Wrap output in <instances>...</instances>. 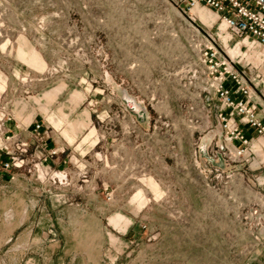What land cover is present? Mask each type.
Wrapping results in <instances>:
<instances>
[{"label": "rangeland", "instance_id": "obj_1", "mask_svg": "<svg viewBox=\"0 0 264 264\" xmlns=\"http://www.w3.org/2000/svg\"><path fill=\"white\" fill-rule=\"evenodd\" d=\"M203 8L215 16L210 22L204 13L181 16L168 0H0V133L16 125L30 131L40 123L35 113H45L76 156H85L74 157L77 171L102 174L93 189L105 186L112 195L90 213L74 211L66 196L62 214L44 216L46 229L35 232L61 239L66 254L80 255L75 264H247L251 227L262 220L252 210L264 199L246 179L249 163L228 166L197 149L203 135L191 91L190 31L214 37L236 66L259 44L234 36ZM33 51L45 70L29 64ZM123 89L148 108L147 117L125 104ZM41 138L37 154L29 144L19 173L52 174L47 162L32 168L53 151L42 152ZM12 202L0 198V264H21L23 251L9 252L12 233L39 219L28 216L25 201L15 209ZM117 214L126 218L119 226L110 222Z\"/></svg>", "mask_w": 264, "mask_h": 264}, {"label": "built area", "instance_id": "obj_2", "mask_svg": "<svg viewBox=\"0 0 264 264\" xmlns=\"http://www.w3.org/2000/svg\"><path fill=\"white\" fill-rule=\"evenodd\" d=\"M168 1L181 16L189 18L198 5L206 7L214 12L231 34L236 37L248 35L259 45L264 46V0ZM190 32V43L195 53L192 56L194 60L190 62L194 65L190 72L196 80L191 91L194 106L197 107L195 121L199 126L198 132L204 136L216 124L220 129L219 134L214 135L204 146L201 145L202 136L197 143V149L213 160L222 158L228 166L233 162L248 164L253 157L251 147L253 137L264 135V103L257 90V84L252 76L241 71L230 58L225 56L214 37L204 31L200 35L199 28ZM192 32L195 34L193 35ZM123 93L126 96L125 104L133 102L147 117L148 108L134 95L128 93L127 89H123ZM130 108L136 111L132 104ZM3 117L4 114L0 120ZM212 119L216 120V124ZM42 128L41 123L31 126V134L37 141L42 137ZM6 133L3 131L0 133L2 142L0 172L25 169L30 160L28 141H22L16 133ZM55 153L56 151L53 150L48 155L53 156ZM38 160L32 164V168L37 171V168L46 165L47 158L42 161L38 156ZM32 168L27 170L30 172ZM44 168L50 167L46 165ZM104 190L106 199L111 200V192L107 191V187H104Z\"/></svg>", "mask_w": 264, "mask_h": 264}, {"label": "crops", "instance_id": "obj_3", "mask_svg": "<svg viewBox=\"0 0 264 264\" xmlns=\"http://www.w3.org/2000/svg\"><path fill=\"white\" fill-rule=\"evenodd\" d=\"M203 13L209 22L215 17L204 8L195 11L197 17L203 18ZM31 56L29 64L37 70H45L44 60L35 51L32 52ZM237 67L253 77L257 84V90H259L261 95V100L264 103V46L258 45L255 50L251 51L250 60ZM58 90L59 88H56L50 93L47 91L45 96L48 98V94H56ZM77 95L79 94L75 92L76 97ZM33 117H38V122L43 127L41 131L43 137L41 139L45 141V144L42 146V152L46 154L50 150H55L56 153L46 161L52 170V174L47 175V177L28 176L16 170L0 172V198L3 199V202L9 203L13 201V205L11 204V206L15 209L17 201H25V211L28 213V216H39L36 223L26 222L23 226L14 229L12 233L14 243L12 247H9V252L14 251L16 253L23 251L24 258L21 264H75L80 255L74 254L73 256H69L66 254L65 243L62 245L61 239H42L35 232L46 229L42 226L44 216L48 214H62V209L65 207L64 204L67 199L66 196L70 199L68 206H72L74 211L90 213L98 209L103 210L105 206L107 207L108 200L106 199L105 190L101 188L98 190L96 188L93 189V182L91 181L92 179H100L104 176L97 173L93 174L90 170L85 169L84 166L81 171H77L75 167L76 162L73 160L74 157L85 161V156L81 158L76 156V151L74 150L76 146H73L63 136L57 135V131H54L53 126L51 129L50 121L46 118L45 113L37 112ZM212 120L216 124V120ZM59 122H61L60 119ZM28 129V126L20 128L16 125L11 131L18 134L22 141H28L31 147L30 151L36 150L35 153L37 154L38 150L35 148L36 140L32 138L31 130L29 131ZM219 131V125L216 124L212 130L204 134L203 146L214 135L219 134ZM92 134H94V130L90 129L80 143L87 141ZM251 147L253 157L248 165L250 173L246 179L248 182L256 185L257 190H259L258 193L264 199V135L253 137ZM33 194L35 196L29 197V195ZM94 196L100 197V206L93 204ZM139 199L142 203L144 202L143 197L140 196ZM252 211L257 213L262 220L261 223L253 224L251 227V231L255 233V238L247 264H264V206L258 209L253 208ZM125 220L126 218L121 214L110 218V222L116 226H119ZM59 222L61 220L57 218L56 223L58 227H60ZM18 230L20 231L14 236Z\"/></svg>", "mask_w": 264, "mask_h": 264}, {"label": "bare ground", "instance_id": "obj_4", "mask_svg": "<svg viewBox=\"0 0 264 264\" xmlns=\"http://www.w3.org/2000/svg\"><path fill=\"white\" fill-rule=\"evenodd\" d=\"M200 8H203L202 6H200V5H198L197 6V8H195L194 9V11H193V15H195V11L197 10V9H200ZM127 95H128V93H126ZM125 95V94H124ZM129 96V95H128ZM126 97V96H125ZM131 104L133 105V107H134V109H136V112L139 114V115H141L142 117H143V112L139 109V108H137V105H135L133 102H131ZM136 104H138L137 102H136ZM140 108H141V106H140Z\"/></svg>", "mask_w": 264, "mask_h": 264}, {"label": "water", "instance_id": "obj_5", "mask_svg": "<svg viewBox=\"0 0 264 264\" xmlns=\"http://www.w3.org/2000/svg\"><path fill=\"white\" fill-rule=\"evenodd\" d=\"M128 105L130 106V105H131V103H128Z\"/></svg>", "mask_w": 264, "mask_h": 264}]
</instances>
